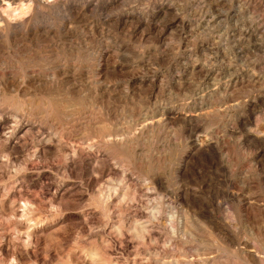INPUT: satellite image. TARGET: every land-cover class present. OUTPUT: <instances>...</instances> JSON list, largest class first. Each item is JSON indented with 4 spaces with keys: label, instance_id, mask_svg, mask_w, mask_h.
Returning <instances> with one entry per match:
<instances>
[{
    "label": "rangeland",
    "instance_id": "1",
    "mask_svg": "<svg viewBox=\"0 0 264 264\" xmlns=\"http://www.w3.org/2000/svg\"><path fill=\"white\" fill-rule=\"evenodd\" d=\"M70 8L32 12L33 33L0 40V109L35 126L15 150L0 140V264L228 260L221 240L246 254L264 235V0H74ZM31 10L1 12L13 20ZM212 69L216 82L240 76L252 85L238 89L237 111L227 115L210 103L191 121L183 110ZM53 99L105 117L89 123L80 116L77 131L55 113ZM163 114L167 124L138 147L155 170L128 164L122 151L89 146L100 131L133 130ZM256 126L260 137L248 138ZM48 134L59 143L38 151ZM205 139L222 141L218 162L193 147ZM109 181L120 183L119 210L101 197ZM144 221L147 230L134 227Z\"/></svg>",
    "mask_w": 264,
    "mask_h": 264
},
{
    "label": "bare ground",
    "instance_id": "2",
    "mask_svg": "<svg viewBox=\"0 0 264 264\" xmlns=\"http://www.w3.org/2000/svg\"><path fill=\"white\" fill-rule=\"evenodd\" d=\"M74 0H0V40L1 39H5V41L7 43L15 41L16 38H18L19 36H25L26 34H31L33 33V29H32V23L34 20V17L32 16V12L35 13V15L38 14H43L46 12H51V11H56L57 13L59 12V9H65L69 8L71 9V4L73 3ZM94 1V0H93ZM112 1V0H111ZM115 1V0H114ZM129 1V0H128ZM98 2V0H97ZM164 2V1H163ZM167 2V1H166ZM88 3V2H87ZM92 3V2H89ZM88 3V4H89ZM124 3V2H123ZM131 3V2H130ZM161 4L162 2L160 1H155V4ZM165 3V2H164ZM19 5H21V7H23L24 5L26 6H30V8L32 9L31 11H29V15L24 16V17H20V18H15L13 20H9L6 17H4V15L2 14L3 12L8 13V12H14L16 11V8L19 7ZM90 5V4H89ZM258 6V5H257ZM83 8V7H82ZM23 9V8H20ZM34 10V11H33ZM3 11V12H1ZM53 12V13H54ZM15 13V12H14ZM74 13V12H73ZM31 14V15H30ZM50 14V13H49ZM22 15V14H21ZM34 15V16H35ZM15 16V15H14ZM13 16V17H14ZM79 16V15H78ZM11 17V18H13ZM214 19V18H213ZM216 19V18H215ZM35 24V22L33 23ZM67 27V26H66ZM252 29V28H251ZM253 30V29H252ZM41 31V30H40ZM90 31V30H89ZM69 33V32H68ZM246 33V32H245ZM251 33V32H250ZM226 36V35H225ZM225 36H219L218 39L221 40L222 38H224ZM228 42V41H227ZM239 44V43H238ZM5 45V44H4ZM236 46V44H234ZM242 47V46H241ZM260 47V46H258ZM22 48V47H21ZM2 49V47H1ZM261 50L260 48H257V50ZM53 51V50H52ZM24 53V52H23ZM33 57V56H32ZM31 57V58H32ZM248 57V56H246ZM5 58V57H4ZM6 59V58H5ZM216 59V58H215ZM57 60V59H56ZM52 61V60H51ZM231 62V61H230ZM27 63V62H26ZM61 63V62H60ZM233 63V62H232ZM236 64V63H235ZM226 66V65H225ZM231 66V65H230ZM235 66V65H234ZM257 66V65H256ZM229 67V66H228ZM230 68V67H229ZM210 69V68H209ZM9 70V69H8ZM226 70V69H225ZM230 70L228 69L227 72L230 74ZM261 70V69H260ZM28 71V70H27ZM90 71V70H89ZM204 71V70H203ZM5 73V72H4ZM3 73V74H4ZM219 73V72H216ZM223 73V72H221ZM2 74V73H1ZM24 74V73H23ZM215 74V70H209L207 72L205 81L201 86H195L196 89L194 90V94L196 97V101L194 100L193 103L190 104L191 107H188V109L183 110L184 113L187 114V116L189 117V119L191 121H195V120H200L199 118L203 115V110L205 109V107H207L210 103H215L214 105H216V108L218 107L219 110L222 109V111L225 114H229V112L239 109L242 105V103L240 102L241 100H238L235 98L238 89L241 87H243L245 84L250 85L251 84V79L252 78H241L240 76H234L233 78H231L229 81H226L224 83L221 82H216L215 79H213L212 77H214ZM7 74H5L6 76ZM230 75L233 76V74L231 73ZM229 75V76H230ZM228 76V75H227ZM216 77V76H215ZM228 78V77H227ZM218 79V78H217ZM221 79V78H220ZM55 81V80H53ZM223 81V80H222ZM3 82H5V80H3ZM253 83V82H252ZM256 83V82H255ZM194 84V83H193ZM247 85V86H248ZM252 85V84H251ZM246 86V85H245ZM254 86V85H253ZM57 86L54 84V82L49 86L50 89H54ZM64 89V88H63ZM246 89V88H245ZM58 90V89H57ZM56 89L54 91H57ZM16 91V90H15ZM51 91V90H50ZM61 91V90H60ZM63 91V90H62ZM55 92V94H56ZM81 92V91H80ZM48 93V91H47ZM51 94V93H50ZM49 94V95H50ZM52 95V94H51ZM53 97V96H52ZM238 97V96H237ZM230 98L232 99L231 101H237L234 102L233 104L231 103V101H226L225 99ZM260 100V96L258 97ZM60 99V98H59ZM57 99H53L52 103L55 107V113L61 118V120L63 121H68V125L72 126L73 129H77L78 128H82L83 124L80 123V121L77 119L80 116H85L83 119H87L89 121V123H92L94 120H96L97 118L99 120H102L105 116L103 115L102 111L99 115V111L97 113L94 112L95 109H93V111H86L83 110L81 112H79L78 110H73L72 111H68L67 109V104L65 102H58L56 101ZM245 100V99H244ZM253 100V99H252ZM84 101V100H83ZM244 102V101H243ZM245 103V102H244ZM106 104V103H105ZM211 104V105H213ZM67 105V106H66ZM249 105V107H254L255 105L253 103V101L248 100L247 101V106ZM104 106V105H103ZM102 106V107H103ZM189 106V105H188ZM264 106V104H263ZM80 108V107H79ZM94 108V107H93ZM91 109V108H89ZM104 109V108H103ZM112 109V108H111ZM254 110V109H253ZM221 111V113H222ZM103 112H105L107 118L110 117L112 114L110 113V110H104ZM140 112V111H139ZM179 112V111H178ZM211 112V111H210ZM252 112V111H251ZM255 112V111H254ZM215 113V112H213ZM232 113V112H231ZM230 113V114H231ZM250 113V112H249ZM205 114V113H204ZM223 114V113H222ZM227 114V115H228ZM87 115V116H86ZM104 116V117H103ZM219 116V115H218ZM187 117V118H188ZM206 117V116H205ZM231 117V116H230ZM258 118V117H257ZM171 119V118H170ZM185 119V118H184ZM167 120H169L168 115L167 114H163L160 115L159 118L158 117H152V118H145V120H143L140 124L138 123L136 125V129L133 130H126L124 129L123 131L121 130H114L112 132H104L102 133L100 131L99 134V139L100 141L98 142V144H94V146L89 145L90 147H96V145L102 146L104 147L106 150H115V151H122L128 158V164H133L135 166V168L139 169V170H143V169H147L148 170H155L157 164L155 163V161L153 159H151L149 157L148 154L146 153H139L138 147L140 144L144 143V141L147 138H150V135H155L158 134L161 130V128H163L165 126V124H167ZM174 121V120H172ZM97 122V121H96ZM204 122V121H203ZM230 122V121H229ZM42 123V121H41ZM124 123V122H123ZM54 124V123H53ZM191 124V123H190ZM42 125V124H41ZM61 125V124H60ZM65 125V124H64ZM59 126V125H58ZM192 127V126H190ZM194 127V126H193ZM192 127V129H193ZM196 127V126H195ZM37 128V127H36ZM71 128V127H70ZM68 129V128H67ZM83 129V128H82ZM33 130H35V126L33 124H29L28 120L24 118L19 119L16 115L13 114H9L6 113L5 111H2L0 109V140L5 141L4 142V147L7 150H15L21 143H23V138L26 137L30 132H32ZM71 130V129H70ZM112 130V129H111ZM234 130V129H233ZM231 131V129H230ZM72 132V131H71ZM197 132V131H196ZM43 133V132H42ZM84 133V132H83ZM192 133V132H191ZM232 133V131H231ZM60 134V133H59ZM260 130L259 128H257V126L249 132L248 134V138H252L254 140H257L260 137ZM68 135V134H67ZM77 135V134H76ZM202 135V134H201ZM216 135V134H215ZM214 135V136H215ZM218 135V134H217ZM212 136V135H211ZM263 136V135H262ZM197 137V136H196ZM218 137V136H217ZM62 137L60 136V139ZM82 138V137H81ZM89 138V137H88ZM156 138V136H155ZM154 138V139H155ZM219 138V137H218ZM264 138V137H263ZM64 139V138H63ZM151 139V138H150ZM208 139V138H207ZM205 139V140H207ZM209 139H211L209 137ZM59 140V139H58ZM264 140V139H263ZM0 141V142H1ZM55 141H57L56 136H51V135H43L40 139H38L37 141V150L38 151H43L45 149H47V146L50 145L51 143H54ZM74 141V140H73ZM85 141V140H84ZM58 142V141H57ZM66 142V141H65ZM93 142V141H92ZM222 142L220 139L216 140V141H211V140H207V142L205 143H201L198 144L197 142H193V147L195 149H197V154L199 153L203 158L205 157L206 160H208L211 163H216L218 162V152L219 151L217 149V145ZM59 143V142H58ZM57 143V144H58ZM262 143V142H261ZM78 144V143H77ZM222 144V143H221ZM88 146V147H89ZM145 146V145H143ZM83 147V146H82ZM87 147V148H88ZM85 148V147H84ZM221 148V147H220ZM144 149V148H143ZM49 150V149H48ZM73 150V149H72ZM104 150V149H103ZM82 151H85L84 149H82ZM82 151L79 150V152L82 153ZM146 151V150H145ZM76 152V151H75ZM195 152V151H194ZM80 153V155H81ZM117 153V152H116ZM119 153V152H118ZM156 153V151H155ZM193 153V152H192ZM225 153V152H224ZM196 154V153H194ZM223 154V153H222ZM226 154V153H225ZM160 156V154H158ZM162 155V154H161ZM157 156V155H156ZM165 156V155H164ZM196 156V155H195ZM227 157V156H226ZM257 157V156H256ZM159 158V157H158ZM223 158H225V156L223 155ZM161 159V157H160ZM229 159V158H227ZM202 160V159H201ZM223 160V159H222ZM231 160V159H230ZM162 161V160H161ZM164 161V160H163ZM166 161V160H165ZM204 163V162H203ZM220 163V162H219ZM229 163V162H228ZM159 164V163H158ZM163 164V163H162ZM180 164V163H179ZM208 164V163H207ZM161 165V164H159ZM164 165V164H163ZM227 166V165H226ZM160 167V166H159ZM157 166V168H159ZM214 167V166H213ZM211 168V167H210ZM221 168V166H220ZM233 168V167H232ZM209 169V167H208ZM225 169V168H224ZM132 170V169H131ZM160 170V169H159ZM212 170V169H211ZM222 170V169H220ZM218 170V171H220ZM234 170V169H233ZM217 171V170H216ZM227 170H224V172ZM106 172L108 174H117L116 172V168H111V167H107ZM234 172V171H233ZM231 172V174L233 173ZM156 173V172H155ZM226 173V172H225ZM151 174V173H150ZM159 174V173H158ZM162 174V173H161ZM160 174V175H161ZM229 174V173H228ZM156 176V175H155ZM163 176V175H162ZM110 177V176H109ZM116 177V176H115ZM119 177V176H118ZM124 177V176H123ZM154 177V176H153ZM159 177V176H158ZM131 178V177H130ZM119 179V178H117ZM124 179V178H123ZM121 180V179H120ZM128 180V179H126ZM151 180V179H150ZM113 181V180H112ZM156 183H158V179H155ZM110 182V181H109ZM162 183V182H160ZM118 184V183H117ZM119 185H116L112 182L107 184L106 190L102 193V199L105 200L106 204H108V206L112 209H118L120 206L118 205V201L117 199L119 198ZM149 185V183H148ZM147 185V187L145 186V199L146 200H151L152 197V191L151 188H149ZM151 186V184H150ZM137 187V186H136ZM141 188H143L142 186H140ZM128 188V187H127ZM153 188V187H152ZM164 188V187H163ZM136 189V188H135ZM140 189V188H139ZM138 189V190H139ZM129 191V190H128ZM137 191V190H136ZM127 192V191H126ZM159 194V193H158ZM196 194V193H195ZM226 194V192H225ZM169 195V193H168ZM124 196V195H123ZM227 196V195H226ZM230 196V195H229ZM157 197V196H156ZM159 197V195H158ZM163 197V196H162ZM167 197V196H166ZM231 198V197H229ZM153 199V198H152ZM160 199V197H159ZM158 202L162 200V198L159 200ZM122 200H125V198H123ZM155 200V199H154ZM118 202V203H117ZM144 203V202H143ZM105 204V203H104ZM121 204V203H120ZM221 204V203H220ZM154 205V204H153ZM163 205V204H162ZM223 205V204H222ZM221 205V206H222ZM218 207V206H217ZM158 208V207H156ZM156 208L152 209L150 208L149 212H151V215L153 216V214H155V210ZM219 208V207H218ZM223 209V208H222ZM226 209V208H225ZM251 209V208H250ZM119 210V209H118ZM202 210V209H201ZM219 210V209H218ZM217 210V211H218ZM221 210V209H220ZM224 210V209H223ZM228 210V209H227ZM255 210V209H254ZM113 211V210H112ZM148 212V213H149ZM220 212V211H219ZM223 212V211H222ZM228 212V211H226ZM188 213V212H187ZM186 213V214H187ZM213 213V212H212ZM185 214V213H184ZM185 214V215H186ZM190 214V212H189ZM188 214V215H189ZM226 215V214H225ZM173 216V215H172ZM198 216V215H196ZM157 217V216H155ZM171 217V216H170ZM175 217V216H173ZM190 217V216H189ZM228 217V216H227ZM254 217V216H253ZM102 218V217H101ZM197 218V217H196ZM224 218V217H223ZM195 219V218H192ZM174 222V219H172ZM226 220V219H225ZM190 221V220H189ZM196 221V220H195ZM179 222V221H178ZM217 222V221H216ZM170 223H172V221H170ZM181 223V222H180ZM188 223V222H187ZM191 223V222H190ZM149 222H135V228L140 229V231H145L149 228L148 226ZM158 224V223H157ZM174 224V223H173ZM182 224V223H181ZM165 225V224H164ZM179 225V224H178ZM131 226V225H130ZM182 226V225H181ZM121 227V226H120ZM178 227V226H177ZM184 227V226H183ZM136 230V229H135ZM175 230V229H174ZM180 230V229H179ZM172 231V230H171ZM195 231V230H194ZM235 231V230H234ZM238 231V230H237ZM257 231V230H256ZM176 232V231H175ZM191 232V231H190ZM189 232V233H190ZM193 232V230H192ZM176 235V234H175ZM175 237V236H173ZM172 239V238H171ZM251 240V239H250ZM153 241V240H152ZM166 241V240H165ZM244 241V240H243ZM234 242V241H233ZM236 242V241H235ZM238 245L241 244L240 240L237 241ZM252 242V249L249 248L248 244L246 245V247L248 248L246 254H244L243 252H239L236 250H232V245H229L228 243H226L225 241L221 242H217L219 245V249L220 252L226 253V255L228 256L227 258L230 259H225L223 260V256H221L219 259L217 258L218 261H211V260H207L205 262L199 263L198 262H187V261H175L174 262L171 261H161V262H155L154 264H243L242 262H239L241 259V261H244V264H264V235L261 234L260 232L256 234V237L253 239ZM182 242H179V245H181ZM248 243V242H247ZM244 245V244H243ZM245 247V245H244ZM183 248V247H182ZM242 248V247H241ZM251 249V250H250ZM184 251V249H182ZM182 251V252H183ZM246 251V250H245ZM185 252V251H184ZM243 253V254H242ZM164 260V259H163ZM197 261V260H196ZM152 262L150 261H146L143 264H151Z\"/></svg>",
    "mask_w": 264,
    "mask_h": 264
}]
</instances>
